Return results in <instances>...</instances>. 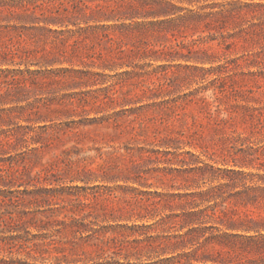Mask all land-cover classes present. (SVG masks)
<instances>
[{
    "label": "rangeland",
    "instance_id": "1",
    "mask_svg": "<svg viewBox=\"0 0 264 264\" xmlns=\"http://www.w3.org/2000/svg\"><path fill=\"white\" fill-rule=\"evenodd\" d=\"M0 264H264V0H0Z\"/></svg>",
    "mask_w": 264,
    "mask_h": 264
}]
</instances>
